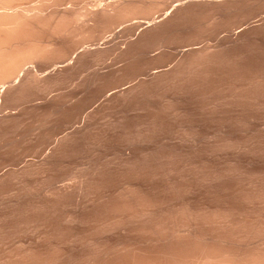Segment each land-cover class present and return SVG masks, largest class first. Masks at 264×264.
<instances>
[{
  "label": "rangeland",
  "instance_id": "374dc122",
  "mask_svg": "<svg viewBox=\"0 0 264 264\" xmlns=\"http://www.w3.org/2000/svg\"><path fill=\"white\" fill-rule=\"evenodd\" d=\"M206 17L194 13L168 36L140 45L141 56L131 64L120 53L142 32L116 35L107 62L93 66L97 72H81L78 85L68 83L29 105L48 109L47 126L30 109L26 121H13L0 134V264H149L155 258L150 264H177L197 253L234 249L244 256L258 249L255 240L264 241V22L219 15L204 25ZM208 47L207 56H197L208 58L205 63L183 56ZM91 72L99 80L89 91L84 81ZM135 85L130 95L107 101L111 88ZM53 104L61 108L52 116ZM87 118L91 130L57 147L56 164L41 167L53 141ZM37 140L39 153L9 162L39 146ZM54 188H60L57 197L50 196ZM187 227L203 242L172 236ZM231 234L233 246L204 241Z\"/></svg>",
  "mask_w": 264,
  "mask_h": 264
},
{
  "label": "bare ground",
  "instance_id": "6f19581e",
  "mask_svg": "<svg viewBox=\"0 0 264 264\" xmlns=\"http://www.w3.org/2000/svg\"><path fill=\"white\" fill-rule=\"evenodd\" d=\"M205 6H208V7H205ZM191 7L192 9H190ZM194 13H205L206 15H209L208 18L206 17L207 19L205 18L206 20L204 21V25L213 24L216 21V16H219V15H228V16L235 15L236 17L240 16L242 18L244 17L243 20L246 18L247 19L251 18L253 16H255L254 18H256L257 16H261L260 21L264 22V0H0V134L3 133V131H5L9 126H12L13 121L17 120L16 124L19 121L21 122L26 121L29 118L28 117L29 113H31L30 109H33L34 113H32V115L35 114L36 117L39 116L40 117L39 119L42 120V121L39 120L40 123L38 121L39 125L42 126L45 123H48L47 119L49 120V118H47V114L49 117V113H47L48 111L47 108L42 109L40 113V111L38 112V109H40L41 107L33 106L30 108L29 105H31L33 101H35L34 99L38 100L39 96L45 97L48 94H51L52 92H54V90H57V89L60 90V88L62 89L63 86L65 87L68 83H72V84L77 83L78 85L80 82V78H78L77 76L81 72H84L87 70L89 72V69H93V71L97 72V70H95V67L93 68V66L97 64L96 65L97 67L98 64H101V63L103 64L107 62V60L109 59V56H111V54L114 51L115 45L113 46L112 43H113V40H115L114 38L116 35L119 36V34L126 33V32L129 33V31H133V30L142 32L144 37L142 36L140 41L138 40V42L132 43L131 45H129L126 51H123L122 53L119 52L121 54L120 56L124 59V61L126 63L129 62L131 64L135 58L141 56L140 54H136V50L138 49L140 45L146 42H149L151 40H154V39H159V38L161 39V38L168 36L173 31L178 30V28L180 27V24L184 23ZM241 26H244V25L239 24L237 28L240 29ZM194 27L201 28V23L195 24ZM143 32L145 33L146 36L144 35ZM98 40L103 41L102 44L104 45V47L102 49L101 47L100 48L96 47L97 44H99L97 43ZM210 49L211 48L209 47L202 48V49L189 48L183 51V56L186 59V61L189 60L190 56L192 57V60H194L193 56L197 57V56H200V54L207 56V53L208 52L210 53ZM201 58L202 57H199V58L197 57L196 60L199 61L198 59H200L201 61ZM207 59L208 58L204 60L208 61ZM196 60H194V63H196L195 62ZM204 60L201 62H204ZM187 65L183 59V61L180 63L179 66L183 67L182 68L183 70L185 67L188 68L189 65L188 66ZM192 65L194 66V64ZM197 65H200V64H197ZM197 65L195 66V69H197ZM193 66L191 67L193 68ZM95 72L92 74H89L90 73L89 72L87 79H85L84 81V85H86L88 89L94 88L97 84V81L99 80L98 79L99 75L97 77V73L95 74ZM157 72L156 74H154L155 78L158 75ZM74 77L76 78L78 82H75L76 80H74L75 79ZM117 88L118 87L110 89L112 92L111 94L107 95V99H108L107 101H109V99L110 101H112L113 100L112 98L114 97L116 98V96H120V95L126 96L127 94L130 95L131 92L137 91L138 90L137 88L139 87L137 85L130 86L127 88L124 87L121 90L118 89L113 92V90ZM90 90H93V89H89V91ZM58 97L61 98L59 95L57 96V98ZM69 101L71 102L72 100H69ZM55 105L53 104V106ZM53 106H51L52 110L49 108V110H51L50 112L51 115H52L53 110L57 108H61L59 106L57 108L56 106L55 107ZM13 110H20V112L13 113ZM34 110L40 114L38 115ZM58 110L59 109L55 111H58ZM55 111H53L54 112L53 114L57 113V112L55 113ZM89 120H90V115H89ZM85 121L87 122L88 118L87 120L85 119ZM88 123H90V121L85 123L83 126H79L78 128L76 127L77 129L73 131L72 133L67 134L66 136L60 139L54 140L53 145H52L53 147L50 146V148L51 147L52 148L48 150L47 154L45 155L47 156L45 159V162L40 161L41 163H39L41 167L44 166L42 164H45V163H47L46 165H48V167L51 164H54V163L56 164L57 159L55 161V157L57 154H59L56 152H59L60 145L64 143L67 144V142L70 143L71 141L74 140V138H78L77 136L80 137L81 135L82 136L85 135L86 133L84 134V132L90 131L91 125H93V122H91L92 124L91 123H90L91 125L89 124L90 125V128H89ZM35 126H37V124ZM45 126L47 125L45 124ZM37 127H40V126H37ZM41 142L42 141L40 142L38 141L37 144ZM14 143L13 141L10 143V145L13 148H15ZM5 145L7 147V144ZM34 146L33 148L31 147L30 149L23 151L24 153L21 155H17V156L14 155V158H17V159H11L12 157L11 155L10 157L11 161L8 158L9 162H17L18 160H22L23 158H25L27 154H28L27 156H30V155L32 156V154L39 153L41 151L40 149L42 146L40 144L39 146L38 145H36L35 147ZM57 147L59 148L57 149ZM62 147L66 148L67 146L65 147V145L64 146L62 145ZM0 150H2V148H0ZM13 151L15 153V150ZM42 161H44V159ZM27 164H28L26 165L27 169L25 168L23 171L25 170L30 171V169L28 168H31L35 163L33 162V164L31 163L30 165L29 163ZM39 164L37 165L36 163L37 165L36 168L40 167ZM33 169L35 170V168ZM156 180H158V178ZM66 189H64V191ZM52 190L53 191H50V196L52 194V197H57V195L60 194L59 193L60 188H54ZM56 190L59 192H56ZM61 191H63V189ZM55 194L56 196H54ZM228 219L226 220L228 221ZM215 220L218 222L220 221L217 219ZM220 223L222 222L220 221ZM231 224L233 225L232 221H231ZM190 228L187 227L181 230L178 229V231H175V234H173L172 236L173 237L175 236L176 238L177 236L186 235V236L192 237V239L200 240V241H196L198 243L201 242V240L203 242V238L200 237L201 235L199 234L200 235L199 236L198 234L194 233L195 231H192ZM219 236H216L217 238L206 236V238H204V241H208V242L210 241L211 244L212 242H217V243L219 242L220 244H225V245H232V246L235 245L236 241L234 242V238L232 237V234H231L232 238L228 237L230 235H226V237L224 236L221 238H219ZM237 236H238L237 238L240 239L239 235ZM203 237H205V235ZM241 239L243 240L244 238H241ZM240 240L239 242L242 241ZM166 241H167V237H166ZM208 242L206 243L209 244L210 242L209 243ZM243 242L248 243L247 239L245 241L243 240ZM256 242L258 244L257 246L255 245ZM219 243L218 245H220ZM242 243L238 244L240 245V248L243 247V246L241 247ZM250 243L251 242L249 241V244ZM254 245L258 249L257 250L252 249V250H249V252H247L248 251L247 250L246 252L248 254L245 251H243L245 252L244 253L245 257L241 255L243 253L242 252L240 253L239 252L240 250L235 251L234 253L233 251L234 249L232 250L233 252L231 250L228 252L229 250L228 249L227 252L225 251L226 254L223 251L224 254H221V255H219V252H218V255H215L213 254L212 251H214V253L216 251L210 250L212 254L209 252H208L209 254L200 253L201 255L198 256V253H197L196 255L197 258L196 257L195 259L193 258L194 259L193 261L186 262L187 260V256H186L185 257L186 260L182 258L185 261L184 263H180L181 261H183L182 259L181 261H179L178 263L176 262V263L177 264H264V253H261L262 251H259L261 250L259 248H262V247L264 248V241L258 243V241L255 240ZM263 252H264V249H263ZM190 254L188 253L187 255L191 258ZM155 259H152L153 262H156ZM172 259H178V257L177 258L173 257ZM151 262L152 261H150L149 264ZM159 262L160 261L158 260L157 263Z\"/></svg>",
  "mask_w": 264,
  "mask_h": 264
}]
</instances>
